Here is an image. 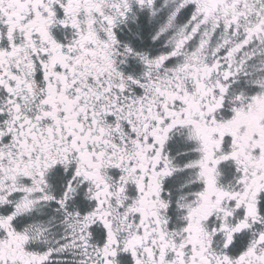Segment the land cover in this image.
I'll list each match as a JSON object with an SVG mask.
<instances>
[{"label": "snow or ice", "instance_id": "6c2138e0", "mask_svg": "<svg viewBox=\"0 0 264 264\" xmlns=\"http://www.w3.org/2000/svg\"><path fill=\"white\" fill-rule=\"evenodd\" d=\"M0 264H264V0H0Z\"/></svg>", "mask_w": 264, "mask_h": 264}]
</instances>
